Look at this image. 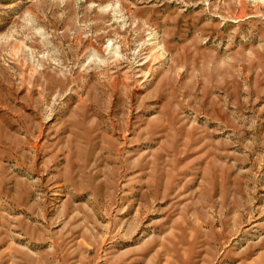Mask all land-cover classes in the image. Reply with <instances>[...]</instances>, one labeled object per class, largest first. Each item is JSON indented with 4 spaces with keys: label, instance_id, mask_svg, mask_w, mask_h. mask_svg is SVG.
<instances>
[{
    "label": "rangeland",
    "instance_id": "374dc122",
    "mask_svg": "<svg viewBox=\"0 0 264 264\" xmlns=\"http://www.w3.org/2000/svg\"><path fill=\"white\" fill-rule=\"evenodd\" d=\"M0 264H264V0H0Z\"/></svg>",
    "mask_w": 264,
    "mask_h": 264
}]
</instances>
